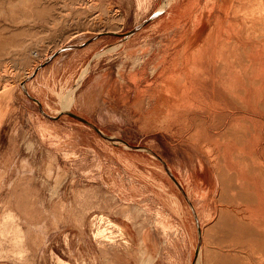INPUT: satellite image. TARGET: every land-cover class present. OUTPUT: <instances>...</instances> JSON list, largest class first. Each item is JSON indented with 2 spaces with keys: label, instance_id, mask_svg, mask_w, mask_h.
<instances>
[{
  "label": "rangeland",
  "instance_id": "374dc122",
  "mask_svg": "<svg viewBox=\"0 0 264 264\" xmlns=\"http://www.w3.org/2000/svg\"><path fill=\"white\" fill-rule=\"evenodd\" d=\"M0 264H264V0H0Z\"/></svg>",
  "mask_w": 264,
  "mask_h": 264
},
{
  "label": "bare ground",
  "instance_id": "6f19581e",
  "mask_svg": "<svg viewBox=\"0 0 264 264\" xmlns=\"http://www.w3.org/2000/svg\"><path fill=\"white\" fill-rule=\"evenodd\" d=\"M1 96H2V95H1ZM255 180H256V179H255ZM253 181H254V180H252V183H253ZM252 185H253V184H252ZM254 185L257 186V185H256V182H255ZM256 188H257V187H256ZM258 191H259V190H258ZM258 191H257V192H258ZM254 192H255V191H254ZM254 196H255V195H254ZM258 196H259V195H258ZM256 198H257V197H256ZM259 217H260V216H259ZM253 220H254V219H253ZM253 220H252V221H253ZM255 220H256V218H255ZM255 220H254V223H255ZM254 226H255V225H254Z\"/></svg>",
  "mask_w": 264,
  "mask_h": 264
}]
</instances>
